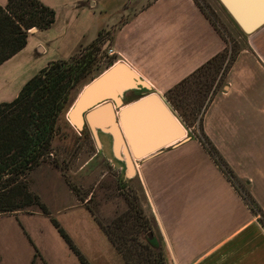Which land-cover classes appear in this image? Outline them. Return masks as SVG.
<instances>
[{
    "label": "crops",
    "instance_id": "1",
    "mask_svg": "<svg viewBox=\"0 0 264 264\" xmlns=\"http://www.w3.org/2000/svg\"><path fill=\"white\" fill-rule=\"evenodd\" d=\"M39 1L53 9L60 7L64 16L57 29L53 24L31 30L24 47L0 63V103L14 99L48 62L70 58L100 32L112 58L110 65L122 63L146 85V89L121 91L124 95L118 102L108 101L112 114L152 93L184 129V139L170 145H163L162 130L155 146L154 130L143 134L138 113L130 112L125 128L118 120L117 137L106 131L91 132L95 150L87 161L77 164V158L63 170L62 156L58 166L41 162L28 174L55 173L51 188L58 190L59 206L52 214L85 262L126 264L99 225L97 214L87 207L91 185L116 180L107 165L90 163L100 156V161L108 160L117 169H122L117 162L123 161L124 178L137 184L147 235L156 240L163 264H264V23L244 34V45L228 67L223 85L200 115V138L181 123L166 99L168 90L225 47L193 0H129V8L120 7L123 0ZM5 3L0 0V6ZM49 32L66 41V48L51 55L53 42H38L40 35ZM32 36H36V51L29 42ZM149 104L148 109L154 102ZM202 139L214 148L232 178L214 162ZM134 153L144 155L135 158ZM69 183L82 193V199ZM243 192L259 212L251 208ZM49 214L36 207L0 214V219L16 220L22 239L15 246L4 235L13 228H0V264H80L61 237L49 238L51 244L39 238L43 231L53 233L46 222ZM29 221L37 224L29 225Z\"/></svg>",
    "mask_w": 264,
    "mask_h": 264
},
{
    "label": "trees",
    "instance_id": "2",
    "mask_svg": "<svg viewBox=\"0 0 264 264\" xmlns=\"http://www.w3.org/2000/svg\"><path fill=\"white\" fill-rule=\"evenodd\" d=\"M53 21L54 11L39 0H6L5 5L0 6V63L24 47L31 30L47 29ZM101 36L99 32L88 46ZM225 48L226 43L220 53L167 91L166 99L185 127H189L186 116L190 115L193 120L196 118L197 128H200L202 111L223 85L224 75L237 53L225 60ZM68 59L48 62L22 85L14 99L0 103V214L28 212L30 207H36L48 215L39 197L28 189L27 176L41 162L48 160L59 116L69 102L71 91L89 73L88 59L74 62ZM206 69L211 80L196 90L188 88L193 78ZM203 142L214 162L232 178L214 148L205 140ZM71 189L76 194L77 189L73 186ZM243 197L253 210L259 212L246 192ZM261 218L264 223V216ZM51 222L79 263L87 264L58 224L53 219ZM145 240L163 264L156 240L149 239L147 234Z\"/></svg>",
    "mask_w": 264,
    "mask_h": 264
},
{
    "label": "rangeland",
    "instance_id": "3",
    "mask_svg": "<svg viewBox=\"0 0 264 264\" xmlns=\"http://www.w3.org/2000/svg\"><path fill=\"white\" fill-rule=\"evenodd\" d=\"M193 1L223 37L226 43V52L224 53L225 60L228 56L234 55V53L243 47L244 33L239 29V27L232 20L230 15L226 12L218 0ZM128 2L129 0H123L120 3V7L129 8ZM56 7L57 8L55 9L50 7L54 11V21L51 24V26L54 24V29L59 27L62 17L64 16V10L58 6ZM40 36L42 37H39L38 42L42 44L43 42L48 41L53 42L54 45H51L52 47L49 49L51 50V55L56 54L66 48L65 46L67 42L59 41L51 32ZM35 40L36 36L29 38V42L33 44V50L35 47L34 45L37 42ZM105 44L106 39L101 36L93 44L90 46L87 45L86 48L80 49L68 59L70 62L80 59H88L90 61V65L89 73L84 78H82L77 86L71 91L69 102L64 112H62L59 116L57 121L58 129L50 144L51 149L47 162H49L51 165L58 166L56 163L57 160H61L62 156H64L62 161L63 164L60 165L61 169L63 170L67 166L68 162L75 160L77 161L78 158L79 161H77V164L83 163L87 161L94 153L95 144L91 134L87 131L80 132V128L73 126L68 121L66 114L81 89L90 80L111 66L110 63L112 58ZM213 64L211 66H213ZM207 71L208 69L203 70L200 72V75L198 74L195 78H193L194 80L188 84V88L191 90L195 88L196 90L197 88L202 87V84H204L206 81H210L211 79L208 76L209 74ZM209 72H212L211 69H209ZM186 122L193 134L198 132L196 118L193 120L192 116L187 115ZM198 135L199 134L197 133V137ZM100 158V156L94 157V161H90V163L99 164L100 167L107 165L110 168L111 174L116 177V180L113 181L112 179H107L95 187L94 185H91L90 188L87 189V191H91V194L88 195L89 199L87 202V207L92 212L97 214L95 218L97 219L99 225L103 229L105 235L112 243L114 248L118 250L117 252L119 254L121 253L120 255L122 256L124 262H127L126 264H161L155 253L156 251H154L145 240V235L148 233V226L147 220L142 214L140 194L137 184L134 182H127L124 178L125 168L123 167V161L117 162L122 167V169H117L115 167H110L108 160L100 161ZM54 175L55 173H53L52 176L49 174L47 176V173L45 174L43 171H36L34 174H30V177H27L28 189L33 193L35 192V194L39 197L40 202L44 204L48 213H50L49 216H46V222L49 224L48 226L51 227L53 233H50V231L42 232L41 237L39 238H42L44 244H51V242H48L49 238H52L53 240H57V238L59 240L61 239L60 235H58L59 233L51 222V219H53L55 222L57 221V217L52 214V211H55L59 206V199L57 200L56 198L58 190L56 188L52 190L51 188V186L54 185L52 179H57V177ZM68 185L70 189L72 186L76 188L70 183ZM76 191V194L74 192L73 193L77 195L79 199H82V193L78 189ZM16 224L17 222L15 219L6 217L0 219V228H13L11 229V232L4 234L5 237L8 238V241L12 243L14 242L15 246H17V243L20 246L22 239L18 237V233L15 229V227H17ZM28 224L36 225L37 222L29 221ZM58 226L61 228L60 225ZM60 241L63 243V245H66L62 239Z\"/></svg>",
    "mask_w": 264,
    "mask_h": 264
},
{
    "label": "water",
    "instance_id": "4",
    "mask_svg": "<svg viewBox=\"0 0 264 264\" xmlns=\"http://www.w3.org/2000/svg\"><path fill=\"white\" fill-rule=\"evenodd\" d=\"M232 20L244 34H249L264 23V0H218ZM146 89L132 71L122 63L116 62L108 69L90 80L78 93L76 99L67 111L68 121L81 128L83 121L94 134L95 131L111 132L117 137V122L125 123L130 112H137L142 133L149 135L153 130L157 136L163 130V145L179 143L184 139V129L174 118L167 107L161 104L156 96L149 93L137 99L131 105L123 108L115 116L110 110L108 101L118 102L123 90ZM154 102L148 109L149 102ZM144 153H134L140 158ZM126 164L130 170V161L126 156ZM151 238V235H147Z\"/></svg>",
    "mask_w": 264,
    "mask_h": 264
},
{
    "label": "flooded vegetation",
    "instance_id": "5",
    "mask_svg": "<svg viewBox=\"0 0 264 264\" xmlns=\"http://www.w3.org/2000/svg\"><path fill=\"white\" fill-rule=\"evenodd\" d=\"M79 130H80V132L87 131V132H89L91 134V130L89 129V127L87 126L85 121H83L82 127Z\"/></svg>",
    "mask_w": 264,
    "mask_h": 264
}]
</instances>
